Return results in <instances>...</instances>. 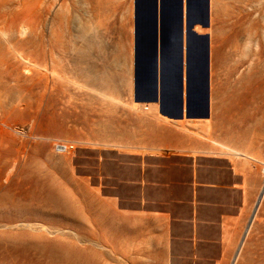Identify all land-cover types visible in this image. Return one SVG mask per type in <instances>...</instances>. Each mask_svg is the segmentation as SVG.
<instances>
[{"label":"rangeland","instance_id":"rangeland-1","mask_svg":"<svg viewBox=\"0 0 264 264\" xmlns=\"http://www.w3.org/2000/svg\"><path fill=\"white\" fill-rule=\"evenodd\" d=\"M222 4L179 125L130 108L136 0H0V264H264V0Z\"/></svg>","mask_w":264,"mask_h":264},{"label":"crops","instance_id":"crops-1","mask_svg":"<svg viewBox=\"0 0 264 264\" xmlns=\"http://www.w3.org/2000/svg\"><path fill=\"white\" fill-rule=\"evenodd\" d=\"M147 1L150 2L153 0H147ZM222 1L223 0H209V8H208L207 0H184V3H183V30L186 31L191 28L196 34V37L190 40V47H191L190 55L187 56L186 54H184L185 64L183 68V75H184L183 86H185V82H186L187 91L191 95V100L194 103V107L192 111L193 113H196V114L200 112L198 111L199 110L198 108H196L197 110H194L196 106L195 104L197 101L196 97L197 95L205 96V78H206L205 48L207 45V41L209 40V44H210V61H211L210 71L212 70V61L214 58L213 47L218 46L217 30L219 29L220 25L223 22L221 18V16L223 15ZM228 1L229 0H227V6H228ZM163 11H164V16L162 20L163 25L161 27V32L159 35V44L162 47L169 49L171 47L170 41L173 42L175 40L174 33L177 30L178 25H179L178 18H177V14H178L177 0H164L163 1ZM135 15H137V10L135 11ZM151 18H152V13L150 12L148 7L144 9L143 12L138 14V19L135 18V24H139L138 25L139 31L147 32V35L144 34L145 35L144 37H147V38L150 37L149 33L152 30L151 25H150ZM86 36L87 37L83 39L97 40L96 29L93 27H90V29L86 31ZM186 41H187L186 35H184V47L187 46ZM71 54L77 55L80 62L85 61L86 52H85V47H83V45L79 46V45L73 44L72 49H71ZM187 61H188V65H186ZM112 72H114L112 68L105 67V75L108 78L111 77ZM128 73H129V77H128L127 82L122 86H118V85H115V86L118 87L119 89L126 87L133 96V77H132L133 70L131 69V67L128 69ZM176 73H177V69L175 65L173 64V61L169 59V62L166 63V68H165V97H166L167 106L169 102L175 104L173 102L174 101L173 95L176 94L177 86H178L176 82L177 80ZM187 79L189 80V82H187ZM70 82L76 86H79L80 88H84V85L82 84H78L75 81H71V80ZM98 93L101 95L100 92ZM105 97L106 99H109V101H112L114 103H120V100H117L116 98L107 97V96ZM167 106L165 109H168ZM130 108L137 113H140L141 111H142L141 113H144L145 109H149L153 115H157L159 112V114L161 115L162 119L165 122H172V123L179 124V125H181L179 122L187 120V118L185 119L184 116L181 120H175V119L166 117L160 112L161 106L159 102H153V101L138 102L134 99L133 102L130 104ZM173 109H176V107H174ZM144 114L145 116L147 115L146 113ZM0 116H1V113H0ZM210 118L211 116L205 120L208 121L210 120ZM4 126L5 128L7 127L8 129L13 130L11 127L5 124ZM220 142L221 141H218V140L211 141L212 145L220 149L223 152V154H227V155L230 154V155L236 156L243 160L256 161V159L252 155H250L247 151L234 147L232 145L223 144ZM221 146H227L231 150H227V149L225 150ZM232 150H235V151H232ZM263 171H264V168H263ZM262 193L264 195V190L262 191ZM263 195L261 196L260 201ZM254 220H255V214L252 216L250 220L249 227L251 226ZM242 244H243V241H242Z\"/></svg>","mask_w":264,"mask_h":264},{"label":"water","instance_id":"water-1","mask_svg":"<svg viewBox=\"0 0 264 264\" xmlns=\"http://www.w3.org/2000/svg\"><path fill=\"white\" fill-rule=\"evenodd\" d=\"M164 0H136L137 19L138 14L143 12L147 7L152 13L151 18V33H152V46L151 48L142 47L143 40L138 41V29L135 27V94L140 100H150L159 102L164 114L173 116L174 118L181 119L184 116V54L187 56L191 53L190 40L196 37L195 32L190 28L186 31L183 30V3L184 0H177V18L178 28L174 33L175 40L170 41L171 45L174 43L175 48H165L159 44V35L162 27V20L164 16L163 11ZM209 8V0H207ZM136 18V15H135ZM184 35H186L187 46L184 47ZM145 35L143 34V39ZM189 39V40H188ZM170 47V46H169ZM206 52V78H205V102H206V115L209 117L210 113V44L209 40L205 48ZM169 59L173 61L177 69V93L179 94L178 100L167 102L165 97V68ZM188 65V61L186 62ZM187 82L189 80L187 79ZM188 95V93H187ZM167 106L168 109H165ZM176 107V109H173ZM186 114H190L188 106ZM172 118V117H171Z\"/></svg>","mask_w":264,"mask_h":264},{"label":"bare ground","instance_id":"bare-ground-1","mask_svg":"<svg viewBox=\"0 0 264 264\" xmlns=\"http://www.w3.org/2000/svg\"><path fill=\"white\" fill-rule=\"evenodd\" d=\"M136 18H137V15H136ZM5 25V24H4ZM138 25L139 24H136V28L138 29V41H139V39L140 40H143V42H142V47L143 48H146V46L147 47H149V48H151V46H152V33L150 32L149 33V35H150V37H145L144 39H143V34H146L147 35V32H142V31H139V28H138ZM22 31H27L25 28H23L22 29ZM23 32V33H24ZM25 35V34H24ZM134 94H135V92H134ZM134 97H135V100L136 101H138V102H141V101H150V100H140V98L139 97H137L136 96V94L134 95ZM147 107V106H146ZM148 108V107H147ZM149 108H151V107H149ZM155 112V111H154ZM164 114V113H163ZM171 118V117H170ZM182 119V118H181ZM5 127V126H4ZM11 130V129H10ZM222 148H224L225 150L227 149V150H231L229 147H227V146H221ZM232 151H235V150H232ZM230 155V154H229ZM239 155V154H238ZM262 195H263V193H262ZM261 198V197H260ZM260 200V199H259ZM259 205V204H258Z\"/></svg>","mask_w":264,"mask_h":264},{"label":"built area","instance_id":"built-area-1","mask_svg":"<svg viewBox=\"0 0 264 264\" xmlns=\"http://www.w3.org/2000/svg\"><path fill=\"white\" fill-rule=\"evenodd\" d=\"M72 148V147H71ZM61 149V147H58V150H60Z\"/></svg>","mask_w":264,"mask_h":264}]
</instances>
